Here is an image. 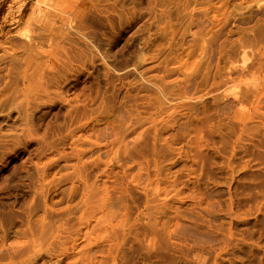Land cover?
Returning a JSON list of instances; mask_svg holds the SVG:
<instances>
[{
    "label": "rangeland",
    "instance_id": "rangeland-1",
    "mask_svg": "<svg viewBox=\"0 0 264 264\" xmlns=\"http://www.w3.org/2000/svg\"><path fill=\"white\" fill-rule=\"evenodd\" d=\"M0 264H264V0H0Z\"/></svg>",
    "mask_w": 264,
    "mask_h": 264
}]
</instances>
